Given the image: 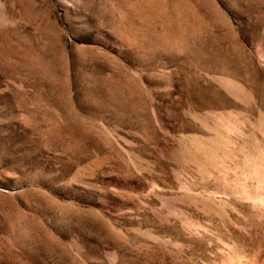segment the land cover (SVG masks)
I'll list each match as a JSON object with an SVG mask.
<instances>
[{"label":"rangeland","instance_id":"rangeland-1","mask_svg":"<svg viewBox=\"0 0 264 264\" xmlns=\"http://www.w3.org/2000/svg\"><path fill=\"white\" fill-rule=\"evenodd\" d=\"M0 264H264V0H6Z\"/></svg>","mask_w":264,"mask_h":264},{"label":"clouds","instance_id":"clouds-1","mask_svg":"<svg viewBox=\"0 0 264 264\" xmlns=\"http://www.w3.org/2000/svg\"><path fill=\"white\" fill-rule=\"evenodd\" d=\"M6 0H0V29H6L13 26V21L7 14Z\"/></svg>","mask_w":264,"mask_h":264}]
</instances>
